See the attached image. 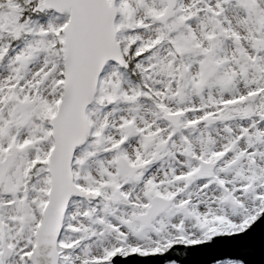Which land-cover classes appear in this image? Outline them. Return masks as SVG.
I'll return each instance as SVG.
<instances>
[{"label": "snow or ice", "instance_id": "6c2138e0", "mask_svg": "<svg viewBox=\"0 0 264 264\" xmlns=\"http://www.w3.org/2000/svg\"><path fill=\"white\" fill-rule=\"evenodd\" d=\"M264 264V0H0V264Z\"/></svg>", "mask_w": 264, "mask_h": 264}, {"label": "water", "instance_id": "95a60500", "mask_svg": "<svg viewBox=\"0 0 264 264\" xmlns=\"http://www.w3.org/2000/svg\"><path fill=\"white\" fill-rule=\"evenodd\" d=\"M204 259L202 254L194 253L189 255L188 257L183 258V264H200V262ZM254 259L257 261V264H259L260 256L257 255L254 257Z\"/></svg>", "mask_w": 264, "mask_h": 264}]
</instances>
